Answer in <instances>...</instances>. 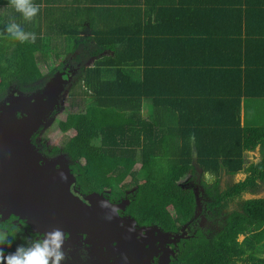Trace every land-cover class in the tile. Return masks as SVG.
I'll use <instances>...</instances> for the list:
<instances>
[{
	"label": "trees",
	"instance_id": "obj_1",
	"mask_svg": "<svg viewBox=\"0 0 264 264\" xmlns=\"http://www.w3.org/2000/svg\"><path fill=\"white\" fill-rule=\"evenodd\" d=\"M34 4L40 13L27 22L0 0V101L9 86L28 93L52 77L62 55L78 67L84 101L77 112H53L55 130L32 137L38 151L64 155L81 194L128 200L138 225L163 231L193 214L195 194L182 179L194 180L195 151L214 179L200 182L213 206L235 207L210 239L182 241L172 264H264V127L240 123L242 102L264 99V0ZM10 22L34 32L35 42L7 37ZM49 62L44 77L40 64ZM255 150L257 161L245 164ZM20 232L5 255L21 245Z\"/></svg>",
	"mask_w": 264,
	"mask_h": 264
},
{
	"label": "water",
	"instance_id": "obj_2",
	"mask_svg": "<svg viewBox=\"0 0 264 264\" xmlns=\"http://www.w3.org/2000/svg\"><path fill=\"white\" fill-rule=\"evenodd\" d=\"M70 80L69 73H56L41 93L23 96L12 92L0 104V219L14 216L40 235L54 228L70 237L86 235L95 248L105 246L109 253L115 249L124 263L142 262L143 255L147 260L148 250L135 236L142 231L158 232V228L135 230L133 218L120 217L117 211L128 200L114 204L102 194H81L65 156L45 158L32 143V137L59 110L61 94ZM192 166L200 182L203 170L196 163L195 151ZM114 243L116 247L111 248Z\"/></svg>",
	"mask_w": 264,
	"mask_h": 264
},
{
	"label": "flooded vegetation",
	"instance_id": "obj_3",
	"mask_svg": "<svg viewBox=\"0 0 264 264\" xmlns=\"http://www.w3.org/2000/svg\"><path fill=\"white\" fill-rule=\"evenodd\" d=\"M63 62L64 65L61 67V70L57 71L56 73H62V72L69 73V75L71 76V80L69 83H67V85H65L60 100H62V96L64 98V94L68 93L69 88L71 89L70 83L76 79L77 70H78V67H75L72 63H65L66 59ZM56 73H54L52 77ZM48 74H49V70L43 76L46 77ZM52 77H50L47 80L41 81L38 87L33 88L32 90L28 91V93H22L18 91L16 88H13V86H9L8 89L9 92L7 96L0 101V104L3 101H5L12 92H16L17 94L23 96H29L34 93H41L43 91L44 86L47 84L48 81H50ZM60 107L62 106L60 105ZM41 155L45 157L43 154ZM195 178L196 177H194V180L191 181L190 178L188 177L186 183L182 184V187L184 188H192L195 194L196 204L191 218L175 231H163L156 226V228H158L157 229L158 232L149 230L147 232L142 231L141 233H138L135 236V239L140 243L144 244L145 250H148V252H147V260H146V256L143 255L142 256L143 261L142 262L140 261L139 263L136 264H160L162 262L166 264H172L175 262L178 263L177 261H178V255L180 253V247L183 245L182 241H187V240L191 241L193 238H197L198 236H204L205 238L210 239L214 234H216L220 230V224L224 221L226 215L234 209L235 205L230 204L227 207V209H219L217 206H213L214 202L209 197L206 196V193L204 192V189L201 186L200 182L203 177H201L200 182H196ZM221 180L222 182L225 180L227 181V176L226 178L223 176ZM212 183H209L208 185L210 186L212 185ZM220 185L221 187L223 186L221 183ZM197 186L199 188H202L203 192H200ZM197 193L198 195L196 196ZM107 194L105 193L102 195L105 198H107L110 203L121 204L123 201H125V199H114V198L109 199ZM127 206L128 205H126L123 210L117 211L120 217H126V218L130 217L126 213ZM0 222H7V223L10 222L11 225H16L18 227V229L21 231L20 234L22 241L19 242L21 245H26V240L42 238V235L38 233H32L30 228L27 226V224L24 221L18 220L14 216H9L8 219H5V217H3L0 219ZM7 227L10 226L5 225L4 227H1L0 230L7 229ZM153 227L154 225L140 226L136 223V221L134 224L135 230L149 229ZM87 241L89 240L86 237V235L79 237L78 236L70 237L69 235L66 234L67 244L64 246V249L67 258L65 261L62 262V264H130V263H124L123 261H119V256L116 253L115 249H112V253H109L105 246L104 247L99 246L95 248ZM115 247H116V243L112 244L111 248H115ZM150 253L152 254L150 255L152 256L151 259H149ZM108 254L110 256H108Z\"/></svg>",
	"mask_w": 264,
	"mask_h": 264
},
{
	"label": "clouds",
	"instance_id": "obj_4",
	"mask_svg": "<svg viewBox=\"0 0 264 264\" xmlns=\"http://www.w3.org/2000/svg\"><path fill=\"white\" fill-rule=\"evenodd\" d=\"M8 6L19 13L27 22H31L40 11L39 6L34 4L33 0H8ZM5 34L22 44L34 43L36 40L34 32L24 31L15 22L6 25ZM203 175L206 181L212 178L211 173L205 172ZM101 206H104L103 201ZM18 232V228L0 230V264H62L66 260L64 249L66 235L60 228H54L43 233L42 238L26 240V245H20L14 253L5 255L3 246L10 247L11 241L16 238Z\"/></svg>",
	"mask_w": 264,
	"mask_h": 264
},
{
	"label": "rangeland",
	"instance_id": "obj_5",
	"mask_svg": "<svg viewBox=\"0 0 264 264\" xmlns=\"http://www.w3.org/2000/svg\"><path fill=\"white\" fill-rule=\"evenodd\" d=\"M61 59H62V61H65L66 55H62ZM49 65H50V62L47 64H44V63L40 64V71H41L42 75H44L48 72ZM75 80H73L70 83V87H71V92H74L76 94L77 92L78 93L80 92L81 88L78 87V84L76 83L77 81H75ZM81 98H82V96H77V94H76L75 98L73 100H71L66 94H64V98L62 96V100L60 101L61 102L60 105L62 107H65V109L69 112H77L84 105V103H83L84 101ZM249 101H250L249 104H247V106L245 105V125L246 126L264 127V100L263 99H257V100H249ZM55 127H56V123L55 124H52V122L48 123L44 127V130L41 132L40 138L43 137L48 131L55 130ZM93 144L98 145V141H94ZM138 168H139V165H136L134 168V169H136L135 170L136 172L138 171L137 170ZM203 174H202V177H203L202 179L204 180V182L206 184L214 182L213 178L206 181L204 179ZM187 179H188V176H185L182 179V182L186 183ZM128 181H129V179H127L126 182H128ZM225 182H226V180L222 182L223 186H224ZM242 239H243V236L238 237L239 242H241Z\"/></svg>",
	"mask_w": 264,
	"mask_h": 264
},
{
	"label": "crops",
	"instance_id": "obj_6",
	"mask_svg": "<svg viewBox=\"0 0 264 264\" xmlns=\"http://www.w3.org/2000/svg\"><path fill=\"white\" fill-rule=\"evenodd\" d=\"M40 1H41V3H42V5L40 6L41 9L45 7V4H44V3H46V4L48 3V4H50V5H54V4L61 5L62 3H65V2H66V3L71 2V0H55L56 2L51 4V2H49V0H40ZM61 1H62V3H61ZM83 1H85V0H83ZM87 1L92 2V1H94V0H87ZM99 1H100V0H99ZM33 3H36V0H33ZM50 9H51V8H50ZM50 9H49V10H50ZM39 13H40V11H39ZM39 13H38V14H39ZM47 16H50V14H48ZM85 25H86V24H85ZM263 100H264V99H263ZM249 102H250V101H243V102H242L241 113H240V118H241L240 123H241V126H246V125H245V105L247 106V104H249ZM142 116H143L144 118L147 117V105L145 104V102H143ZM250 127H256V126H250ZM195 153H196V152H195ZM244 156H245V157H244L245 164H249L250 162H255V161H257V159H258V152H257V150H255V151H252V152H249V153L245 154ZM245 158H246V159H245ZM242 240H243V239H242Z\"/></svg>",
	"mask_w": 264,
	"mask_h": 264
}]
</instances>
